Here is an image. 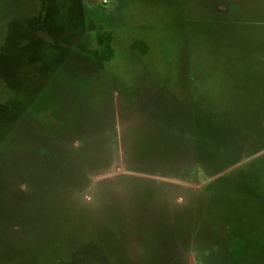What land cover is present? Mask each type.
Returning a JSON list of instances; mask_svg holds the SVG:
<instances>
[{"label": "rangeland", "instance_id": "rangeland-1", "mask_svg": "<svg viewBox=\"0 0 264 264\" xmlns=\"http://www.w3.org/2000/svg\"><path fill=\"white\" fill-rule=\"evenodd\" d=\"M0 264H264V0H0Z\"/></svg>", "mask_w": 264, "mask_h": 264}, {"label": "built area", "instance_id": "built-area-1", "mask_svg": "<svg viewBox=\"0 0 264 264\" xmlns=\"http://www.w3.org/2000/svg\"><path fill=\"white\" fill-rule=\"evenodd\" d=\"M99 4L106 5L108 0H98Z\"/></svg>", "mask_w": 264, "mask_h": 264}, {"label": "flooded vegetation", "instance_id": "flooded-vegetation-1", "mask_svg": "<svg viewBox=\"0 0 264 264\" xmlns=\"http://www.w3.org/2000/svg\"><path fill=\"white\" fill-rule=\"evenodd\" d=\"M93 4H99L98 0H89Z\"/></svg>", "mask_w": 264, "mask_h": 264}]
</instances>
